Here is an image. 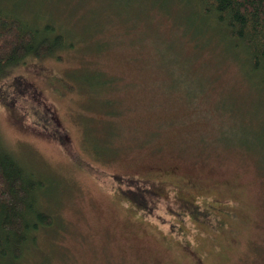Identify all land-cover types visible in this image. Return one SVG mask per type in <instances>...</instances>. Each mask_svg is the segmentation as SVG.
<instances>
[{
    "label": "rangeland",
    "instance_id": "374dc122",
    "mask_svg": "<svg viewBox=\"0 0 264 264\" xmlns=\"http://www.w3.org/2000/svg\"><path fill=\"white\" fill-rule=\"evenodd\" d=\"M15 1L73 42L0 78V140L48 177L56 218L24 259L264 264V72L214 15L188 0ZM143 187L146 211L130 202Z\"/></svg>",
    "mask_w": 264,
    "mask_h": 264
},
{
    "label": "trees",
    "instance_id": "16d2710c",
    "mask_svg": "<svg viewBox=\"0 0 264 264\" xmlns=\"http://www.w3.org/2000/svg\"><path fill=\"white\" fill-rule=\"evenodd\" d=\"M188 2L199 16L214 15L236 46L249 56L252 69L264 72V0ZM23 8L15 0H0V78L27 57L51 55L73 43L55 22L25 17L20 13ZM100 83L102 80H97L95 87ZM47 185V176L22 163L0 140V264L46 263L39 256L31 255L30 261L24 258L37 249L41 230L56 225V218L43 208ZM152 192L153 188L143 187L130 196V202L146 211L151 207L148 195Z\"/></svg>",
    "mask_w": 264,
    "mask_h": 264
},
{
    "label": "flooded vegetation",
    "instance_id": "af4514ba",
    "mask_svg": "<svg viewBox=\"0 0 264 264\" xmlns=\"http://www.w3.org/2000/svg\"><path fill=\"white\" fill-rule=\"evenodd\" d=\"M186 185H189V186H192V187H193L194 185L197 186V184H195V183H193V182H191V184H186Z\"/></svg>",
    "mask_w": 264,
    "mask_h": 264
}]
</instances>
